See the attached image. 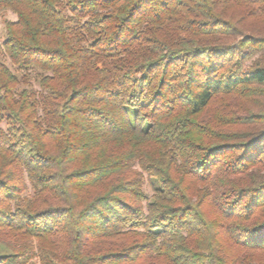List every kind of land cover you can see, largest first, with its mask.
Here are the masks:
<instances>
[{
  "label": "trees",
  "instance_id": "16d2710c",
  "mask_svg": "<svg viewBox=\"0 0 264 264\" xmlns=\"http://www.w3.org/2000/svg\"><path fill=\"white\" fill-rule=\"evenodd\" d=\"M257 8L0 0V264H264V127L223 113L264 94Z\"/></svg>",
  "mask_w": 264,
  "mask_h": 264
},
{
  "label": "rangeland",
  "instance_id": "374dc122",
  "mask_svg": "<svg viewBox=\"0 0 264 264\" xmlns=\"http://www.w3.org/2000/svg\"><path fill=\"white\" fill-rule=\"evenodd\" d=\"M254 12L255 14L251 18H247V22L250 24H258L261 27H264L262 20H259L261 17V11L257 8ZM254 17V18H253ZM8 21H16V16L11 12L1 11L0 12V44L6 39V23ZM264 59V50L256 54L253 60L256 59ZM6 63L10 64L8 60H5ZM253 63L249 62L248 66H251ZM11 67V65H10ZM12 70L18 74H24L20 69L11 67ZM39 73L36 71L30 72L28 75V83H25L21 89L28 87L31 91H35L37 93L41 92V88L38 84ZM227 106H229L228 110L223 112L225 115H230L238 118L252 117L257 124H251L247 126H242V129L247 131H257L264 127V94H261L257 97L256 100H247L240 96H230L228 97ZM217 109V108H216ZM218 110V109H217ZM214 113V109L208 111V115L212 116ZM1 122V120H0ZM1 128L6 129V125L4 122L0 123ZM146 183L144 187L145 193L150 197L154 194L151 181L148 178V175H145ZM25 196L31 197L33 194V190L28 185V191L25 193ZM29 264H41L40 259L34 258L30 261Z\"/></svg>",
  "mask_w": 264,
  "mask_h": 264
}]
</instances>
